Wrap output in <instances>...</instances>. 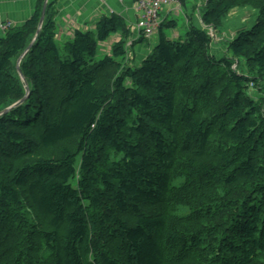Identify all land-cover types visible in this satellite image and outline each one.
Instances as JSON below:
<instances>
[{
    "label": "trees",
    "instance_id": "16d2710c",
    "mask_svg": "<svg viewBox=\"0 0 264 264\" xmlns=\"http://www.w3.org/2000/svg\"><path fill=\"white\" fill-rule=\"evenodd\" d=\"M204 1L206 27L240 1L255 21L220 58L202 28L162 24L134 64L122 16L57 40L48 0L19 63L27 95L11 68L43 1L0 35V112L25 96L0 115V264H264V0Z\"/></svg>",
    "mask_w": 264,
    "mask_h": 264
},
{
    "label": "rangeland",
    "instance_id": "374dc122",
    "mask_svg": "<svg viewBox=\"0 0 264 264\" xmlns=\"http://www.w3.org/2000/svg\"><path fill=\"white\" fill-rule=\"evenodd\" d=\"M41 1H43L41 2V5L42 3L44 5V0ZM204 5H205L204 0H182V2L180 1V9L178 11V14L170 13L167 16L165 27H163V33L169 39H177L179 36L180 37L184 36L188 24L193 23L198 28H202L209 35V37L211 38V44L209 46L210 53L214 54L217 58H220L226 54L228 41H230L234 37L236 31L241 28H249L254 23L257 13L255 4L252 5L251 3L248 4L244 1H240V4H238L234 9L228 11L224 15V17L221 20V24L217 29L202 25L198 13V9L200 10V8L203 7ZM84 20H86V18ZM95 22L96 20H91L90 22H88V28L92 29ZM170 22H174L175 24L174 28L166 27V25ZM56 23H57V27L60 26L58 25L59 22L57 17H56ZM81 28L86 29L85 26ZM131 37H132L131 39L132 43L131 45L127 46V48L130 47L128 49V57L129 59H133L134 64H138L153 50V48L157 43L158 37L156 35L153 39H151L152 41L151 40L149 41L148 39L144 38L142 43L138 41H136L137 43H134V41L136 39L139 40L141 36L140 37L136 36L134 33H132V31H131ZM114 40L115 39H112L99 47L98 49L99 58L107 54H110V49ZM127 42H129V39L127 40ZM20 57L14 60L11 68V73L14 75V77L19 78L21 81L18 72L16 73L15 71V68L17 70V64ZM233 69L238 74H248L243 59H240L238 61L235 60L233 64ZM250 93H252L254 97L258 99H262L264 97L260 91L255 89L251 90ZM12 103L13 101L7 102L4 105V107L9 108L14 104H16L17 102L13 104ZM56 153H58V148L54 150H40L34 155L50 156V155H55ZM149 210L151 209H148V211ZM174 212L176 215H184L186 214L187 211L185 208L179 207L177 211H173V213Z\"/></svg>",
    "mask_w": 264,
    "mask_h": 264
},
{
    "label": "crops",
    "instance_id": "0c3cea01",
    "mask_svg": "<svg viewBox=\"0 0 264 264\" xmlns=\"http://www.w3.org/2000/svg\"><path fill=\"white\" fill-rule=\"evenodd\" d=\"M52 1L54 2L56 17L59 22L58 25H60L57 27V40L67 36L70 37L73 29L85 26L87 30H90V28H88V22L91 20H96L97 22L102 16L110 15V9L116 8L115 0ZM37 2L38 0H0V23L11 21L14 27L21 26L33 15ZM125 6L131 8L132 1L126 0ZM119 10H121V8ZM85 18L86 20H84ZM166 19L167 17L162 24H165Z\"/></svg>",
    "mask_w": 264,
    "mask_h": 264
},
{
    "label": "built area",
    "instance_id": "2783aa9c",
    "mask_svg": "<svg viewBox=\"0 0 264 264\" xmlns=\"http://www.w3.org/2000/svg\"><path fill=\"white\" fill-rule=\"evenodd\" d=\"M125 1L115 0L117 9L112 8L109 13L122 16L132 33L149 41L158 34L159 28L167 15L170 13L178 14L180 9V0H131V8L125 6ZM120 8L121 10H119ZM13 27L14 24L11 21L1 22L0 34L3 35ZM131 39L126 46L131 45Z\"/></svg>",
    "mask_w": 264,
    "mask_h": 264
},
{
    "label": "water",
    "instance_id": "95a60500",
    "mask_svg": "<svg viewBox=\"0 0 264 264\" xmlns=\"http://www.w3.org/2000/svg\"><path fill=\"white\" fill-rule=\"evenodd\" d=\"M46 4H47V0H44V5H43V9H42L41 17H40V20H39V23H38V27H37V31H36V33H35V36H34L32 42H31V44L27 47V49L25 50V52L21 55V57H20V59H19V61H18V64H17V72H18V74H19V76H20V78H21V81L23 82V84H24V86H25L26 95L28 94V88H27L26 82H25V80H24V77L22 76V74H21V72H20V69H19V63H20L21 59L23 58V56L25 55V53H26V52L28 51V49L31 47V45L33 44V42L35 41V39L37 38L38 34H39L40 28H41L42 23H43V21H44L45 10H46ZM24 98H25V96H24ZM24 98H23V99H24ZM23 99L20 100L19 102H17L16 104H14L13 106H11V107H9V108H6V109H4L3 111H1V112H0V115L6 113V112L9 111L12 107H14V106L20 104V103L23 101Z\"/></svg>",
    "mask_w": 264,
    "mask_h": 264
}]
</instances>
